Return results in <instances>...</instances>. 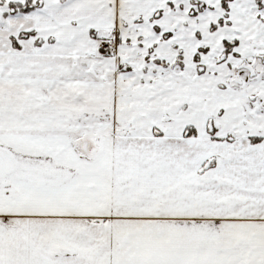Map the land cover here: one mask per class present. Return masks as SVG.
I'll use <instances>...</instances> for the list:
<instances>
[{"label": "snow or ice", "instance_id": "6c2138e0", "mask_svg": "<svg viewBox=\"0 0 264 264\" xmlns=\"http://www.w3.org/2000/svg\"><path fill=\"white\" fill-rule=\"evenodd\" d=\"M0 264H264V0H0Z\"/></svg>", "mask_w": 264, "mask_h": 264}]
</instances>
